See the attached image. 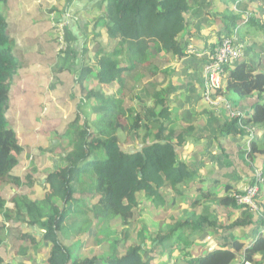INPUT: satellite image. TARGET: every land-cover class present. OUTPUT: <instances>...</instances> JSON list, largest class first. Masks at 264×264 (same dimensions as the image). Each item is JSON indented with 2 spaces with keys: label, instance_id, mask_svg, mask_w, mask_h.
<instances>
[{
  "label": "trees",
  "instance_id": "obj_1",
  "mask_svg": "<svg viewBox=\"0 0 264 264\" xmlns=\"http://www.w3.org/2000/svg\"><path fill=\"white\" fill-rule=\"evenodd\" d=\"M12 1L0 0V5L8 7ZM102 3L105 4L102 14L94 23L95 29H106L107 42H100L94 29V38L99 37L95 44L96 66L89 64L86 37L79 57L73 61L70 71L74 86L82 92V97L74 105L61 134L68 139L71 149L62 154L58 168L46 175L41 187L42 198L38 197L40 194L31 198L21 191L24 182L16 168L22 151L17 129L22 127L16 122L15 109L9 111V108L11 103L17 107V101L25 94L23 79L27 75L22 70L25 69L27 74L33 72L29 62L23 61L24 66L17 62L16 43L23 41L22 51L30 53V47L49 42L45 37H34V27L28 29L30 34L27 36L16 18L7 11V14L0 12V216L10 220L5 205L7 201L11 202L13 213L31 229L26 233L16 230L17 240L24 241L35 254L46 248L48 254L44 264H262L258 256L264 255V68L261 70V66L254 67L241 61L222 66L225 89L214 92L216 96L226 98L221 104L226 102L228 114L232 115L226 116L216 139L215 134L205 137L206 143L219 152L215 159L219 165L212 169L207 167L202 173L203 169L190 166L180 157L187 135L195 128L177 127L167 121L170 115L166 106L168 94L162 89L164 79L162 83H156L158 73L150 76V80L138 87L133 95V102L139 104L137 112L124 101L125 75L131 73V77L137 79L141 73H136V69L145 68L147 72L149 46L156 52H170L178 58L183 56L187 40L183 42L180 38L186 33L185 17L191 10V2L103 0ZM224 12L228 14L221 16L224 23L219 34L221 39L232 34L234 29L247 28L254 22L253 13L240 5L228 6ZM243 14L247 15L245 23ZM240 31H237L238 36ZM38 54L43 53L38 51ZM42 58L51 64L56 57L48 53ZM58 73L59 68L54 69L50 73L51 79ZM170 74L169 70L162 71L164 77ZM88 75L97 80V90L87 91L84 87ZM113 84L118 86L116 92L105 94L102 87ZM231 93L235 102L246 105L243 113L229 110L227 101L233 111L237 110L233 106L238 105L229 100ZM147 100H152V106ZM125 113L128 121L123 126L119 119ZM8 116L13 118L11 125ZM148 124L150 128H146L148 132L142 147L133 152L124 150L118 133L132 131L136 137L141 126ZM249 127H253L254 133L247 137L251 140L246 144L245 129ZM257 168L262 181L255 199L261 212L238 204L229 194L233 191L243 193L235 190L230 178L236 174L252 175ZM245 177L251 186L254 178ZM30 178L29 174L25 175L29 190L34 189V180ZM7 182L16 186L12 196L2 193ZM187 194L192 199H189V205L182 207ZM139 195L149 199L153 208L175 209L177 213L172 216L175 220L173 223L157 221L154 230L142 224L135 232L136 244H130L120 252L118 236H112L109 225L119 219L126 226L135 210L139 209L141 213L144 207L139 208ZM198 208L199 214L196 213ZM248 227L254 237L252 243L245 246L235 235ZM4 229L5 226L0 225V248L4 243ZM87 230L89 234L85 233ZM38 232L41 235L36 238ZM207 232L217 234L219 242L212 244L209 239L202 246L199 240ZM79 234V238L75 237ZM103 234L114 241L107 240L106 250H96L90 259H79L72 251L74 246L80 248L82 242L88 245L89 238L101 245L98 238ZM123 235L126 237L127 232ZM25 254V248L17 252L22 257ZM0 264H4L1 255Z\"/></svg>",
  "mask_w": 264,
  "mask_h": 264
},
{
  "label": "rangeland",
  "instance_id": "obj_2",
  "mask_svg": "<svg viewBox=\"0 0 264 264\" xmlns=\"http://www.w3.org/2000/svg\"><path fill=\"white\" fill-rule=\"evenodd\" d=\"M239 2H241L242 5L245 6L247 1L245 3L244 0H238L237 2H234V8L239 6ZM57 3L58 2L55 0H13L9 3L8 7H2V5H0V12L4 14H7V12H9L14 18H16L17 23L25 29V34L27 36L30 34L28 29L30 27H34L36 31L33 36H37L38 38L45 37L49 42L44 46L42 44H39L36 47H30L28 49L30 53H28L22 51L24 48V42L19 41L18 43H16L18 48L14 50V55L17 58L18 63L22 62V66H24L23 61H25V63L29 62L33 66V72H30V74H27L25 69L22 70L25 75H27L23 79V87L26 89L25 94L22 98L24 106H21L18 103V106L15 107V103H12L9 108V111L15 109L14 116L17 119L16 122L22 127L17 129V138L19 139L22 151L17 158L18 166L16 169L20 170L21 180L22 182H24L21 191L28 192L31 198H35L39 194L40 195L38 197L42 198L44 191L41 188L42 186L39 182L44 183L46 175L50 171L56 170L61 164L62 154L70 151L71 149L68 139L61 134L63 133L62 128L65 125V121L70 119L73 113L74 105L78 103V101L82 97V92H79V88L77 86H74V79L72 75L73 72L70 71L73 70V61H75L79 57L81 44L82 42H84V38L86 37L85 47L89 52L88 61L90 66L94 67L96 66L94 58L96 41L100 37V42H107V34L104 27H101V29L99 28V37L94 38V30H91L93 22L90 24V27L89 24H86V26L83 27L82 33H84V37L81 36V33H78L77 28L75 27L76 25L77 27H79L78 23H72L73 21L70 20L71 17L73 18V16L68 11H66L65 13L62 12V15H60L58 11H62L63 7H61ZM85 17L88 18V15L85 14ZM59 19L63 20L61 22H58ZM53 22L55 23L54 27L52 26ZM13 23L14 22H12V24ZM63 25L65 29L59 31L60 26L63 27ZM97 29H95V33H97ZM235 30L239 31L241 30V28L234 29V31ZM207 32L208 29L202 27L201 34L206 35ZM259 49L260 53L264 55V49ZM38 51H41L43 54L39 56ZM48 53L50 56L56 57L54 62L51 64L47 63L42 58L44 54ZM198 53L199 52H196L194 50V53L192 54H197L196 56L201 57ZM206 63L207 62L205 61L203 69ZM246 63L250 66H255L253 63ZM257 63H261L264 66V62L262 61H258ZM151 64L153 66V63ZM58 68L59 73L52 80L50 77V73L54 69ZM185 70L186 69H183L181 66L176 67L174 69V75L172 77L173 82L176 84H173L172 86L173 93L176 95V99L173 101L170 109H172L173 114L177 115H179V112H182V109L186 108L187 106H194L198 99V95L191 91V89L193 88V75L188 74L187 72H185ZM42 74H44L43 79H41ZM201 78L205 82L203 70ZM146 80H148V77L146 78ZM225 82V78H223L222 85L220 87V89H222L223 91L225 89ZM132 85L133 82H131V84L126 88L124 101L128 103L129 108L137 112V107L139 106V104L134 103L132 97H134L133 95L136 94L139 88ZM84 87L87 88V91L97 90L99 85L97 80L93 76L88 75L84 81ZM102 88L104 89L103 91L105 94L113 95L116 92L118 86L116 84H113L112 86H105V88ZM213 89L214 88L210 89L209 87L207 91H205V93L203 92L200 101L202 100V103L206 105L207 109L209 107L212 110H218L216 111L218 113L231 116L232 114H228L226 102L223 106L221 104L226 98H223L222 96H216V93L213 91ZM71 93H75L73 94L75 98L71 95ZM229 100L234 103H239L238 101L235 102V96L232 93L229 94ZM227 103L229 105V110L232 112L238 111V113H243L245 110V104L243 105L242 103H240V107L233 106L235 109H237L236 111H233L228 101ZM147 104L149 106H152V101L147 100ZM195 107L198 113L202 114V111H200V108L197 106V104H195ZM170 115L174 119V116L172 114ZM7 118H9V124L11 125V122H13V118L11 116H8ZM92 118H94V116H92ZM183 118L186 119L185 116ZM119 121L123 126L126 125V122L128 121L126 113L122 115V118H120ZM141 125H144V122ZM176 125L178 124H175V126ZM185 126H187V124H182L181 119L180 127L186 128ZM192 126L195 128V131H193L191 135H199L201 140H204L206 134L205 129H200L196 125ZM146 128H150L149 124L141 126L139 136L136 137L134 136V133L132 131H129L128 133L119 132L118 136L120 137L122 148L128 152H133L140 149L142 147V141L144 139L145 133L148 132ZM245 130L247 133L244 139L246 140V144H248L250 143L251 139H248L247 137H252L254 130L253 127H249ZM199 149H202V155L197 154V151ZM207 150L208 152H206ZM216 150L217 149L213 146L202 142L200 143V145H197V148H194V150L189 153V151H187L186 145V149H184L183 153L180 154V157L190 166L195 167L199 170L203 169L202 173H205V168L211 167L212 169L215 165H219V162L217 163V161L215 160L219 154V152ZM259 170L260 169L257 168V171ZM209 172L210 170L207 173ZM26 174H29L31 177L30 179L34 180V189L32 190L27 189L28 184L26 183L25 179ZM245 174L250 179H252L255 177L256 173L252 175H250L249 173ZM245 174H236L234 177L229 179L230 184L235 187V190L237 189L238 192L244 193L245 186H248V184L246 183L247 181ZM14 189L17 190L16 186L13 183H8V185H4V191H2V193L5 192L6 196H12V194L15 192ZM170 194L171 193H169V195ZM229 194L234 198V196L240 193L236 194L233 191ZM138 198V202L140 204L139 208L144 207L141 213L139 209L135 210L132 215L131 221L126 226L123 225L119 219H114L109 225V229L113 231L112 236H118V240L120 241V252H123L130 244H136L137 237L135 232L141 228L142 224H146L151 228V230H154V223L157 221L173 223L175 220V218L172 217L177 213L175 209H169L167 211H165L162 207L156 209L155 207L153 208L151 206L150 200L143 195H139ZM189 199H192V197L187 194V196H185L184 200L182 201L181 206L184 207L186 205H189ZM7 202V215L8 217H10V221L6 220L8 222L5 227H7V229H10L9 235L12 233L14 235L13 240L10 243V238L7 237V249H9L8 251L10 252L11 256L14 254L13 258L9 256V261H13L11 262L12 264H24L23 262H25L26 264H36L35 262H40V264L44 263V259L47 258V252H45V248H43L42 253L37 252L38 254H35L34 251L30 247H28L25 258L17 256V251L21 248H26L27 244L22 240H17L18 234L16 233V230L31 232V229L27 228L22 223L20 217H17L16 214L13 213L14 208L12 203L9 201ZM254 203L257 206L256 199H254ZM256 210L260 211L258 207ZM196 213H200V208L196 210ZM1 219L5 220V218L3 217H1ZM218 219H220V217H218ZM34 231L37 232L36 229ZM124 231L127 232L126 237H124L123 235ZM85 233L89 234V230H87ZM36 234V238H39L41 235V233L39 232ZM81 234L76 235L75 237L79 238ZM93 235L94 234H92V236ZM235 236L237 237V239L239 238L240 241L244 242L243 244L245 246H249L251 241L253 240L254 234L251 233L250 228L248 227L244 231L236 233ZM107 237L108 236H105V234H103L98 238L99 240H101V245H99L98 243L95 244L96 241H93L91 238H89V241L87 242L89 243L88 245L82 242L80 248H76V246H74L72 248V251L79 259H90L96 250H106V247L108 246L107 240L113 239L111 236L106 239ZM218 237L219 236L217 234L207 232V234H204L199 240V243L203 246V243L206 244V242L211 239V243L213 244L219 242ZM123 240H125L123 243L125 245L122 244ZM194 250L197 251L198 246L195 245ZM174 254L180 256L178 252H174ZM7 258L8 257H6V259ZM164 258H166V255L164 256ZM258 259L262 261V264H264V255L258 256ZM5 263L9 264L6 261Z\"/></svg>",
  "mask_w": 264,
  "mask_h": 264
},
{
  "label": "crops",
  "instance_id": "obj_3",
  "mask_svg": "<svg viewBox=\"0 0 264 264\" xmlns=\"http://www.w3.org/2000/svg\"><path fill=\"white\" fill-rule=\"evenodd\" d=\"M55 1L58 2L57 3L58 5L63 7L62 11H58L60 15H62V12L64 13L68 11L73 16V18L71 17L70 20L73 21L72 23L74 22L78 23L79 27H77V25L75 27L77 28V32L81 33V36L83 37H84V33H82L83 27H85L86 24H89L90 27V24L93 22L91 29L93 31L96 25L94 22H96L97 18L102 14V9L105 5L104 3H102L103 0H55ZM237 1L238 0H195V1L189 0V2H191L190 4L191 10L185 17L187 21V29L184 36H181L180 38L182 39L183 42L187 40L186 41L187 47L183 51V56H181V58H178L176 55H173L170 52H165V51L156 52L152 48V46H149V50H148L149 59H148V64L146 66L147 72L144 71L145 68L136 69V73L137 72L141 73V77L137 79L131 77L133 76V74L131 75V73L125 75L126 87L124 93L126 91V88L131 84V82H133L132 86L143 87V85L150 80V76H153L156 73H158V75L156 76V83L160 84L163 82V79L165 80L164 84L162 85V89H165L168 94V100L166 106L170 114L174 116L173 119L171 115H169L167 121L173 122L174 126L175 124H178L176 126L180 127V122L182 119V124L183 123L187 124V126L185 127L196 125L200 129L203 130L205 129L206 132L205 137L206 136L212 137L215 134L214 139H216V136H218L219 127H221L223 121H226L227 115L218 113L216 112L218 110H212L207 106L209 109L208 110L206 108V105L202 103V100L200 101L204 88L203 87L204 81L201 78V75H202L203 65L206 61L205 58L206 53L211 51L222 37L221 35H219L220 32L223 30V25H224L221 16L223 15V13L224 15L228 14L224 12L226 8L228 6L234 8V2ZM245 2H246L245 6L242 5L241 2H239L238 5H240L242 9L249 10L253 13L254 22L251 25H249L247 28L241 27V31L239 32V36H238L239 41L245 47L243 59L241 60V62L253 63L255 65L254 67L261 66L259 67V69H261L264 68V66L261 63H257V62L258 61L264 62L263 60L264 55L260 53V49H259V48L264 49V0H244V3ZM85 14L88 15V18L85 17ZM211 14L215 16H212ZM202 27L208 29L206 35L201 34ZM97 28L98 29L96 32L99 34L100 32L99 28L101 29V27H97ZM219 36L221 37L219 38ZM194 50L196 52H199L198 54L201 57L196 56L197 54H192L194 53ZM151 63H153V66ZM178 66H181L183 69H186L185 72H187L188 74L193 75V81H192L193 88L191 89V91H193V93L198 95V99L195 104H197V106L200 108L202 114L198 113L195 104L192 107L187 106L186 108L182 109V112H179V115L172 113V109H170V106L172 105L173 101L176 99V95L173 93V88H172L173 84L174 85L176 84L173 82L172 77L174 75V69ZM163 70H169L171 74L168 77H164L162 75ZM151 72L153 74H151ZM147 77L148 80H146ZM17 103H19L21 106H24L23 99L18 100ZM242 104L244 103L242 102ZM236 106L240 107V103H238V105ZM184 116L186 117V119L183 118ZM202 142L206 143V140L205 139L201 140L199 135L195 136V135H191L190 133L189 135H187V141H186L187 151L191 153L194 150V148H197V145H200V143ZM186 145L182 150H180V154H182L184 149H186ZM202 149H199L197 151V154L202 155L203 154ZM39 183L41 186L44 184L43 182H39ZM7 203L8 202H6V204ZM5 207L7 208L6 205ZM1 217L3 216H0V225H4V226L7 225V222L10 220L6 221V219L5 220L1 219ZM3 231H4L3 232L4 243L0 248V255L4 257V264H6L5 261L8 262L9 264H12L11 262L13 261H9L10 260L9 256L13 258L14 254L11 256L10 252L8 251L9 249H7L6 244H8L7 237L10 238L9 240L10 243L13 240L14 235L13 233L9 235L10 229H7V227H5ZM23 233L26 232L23 231ZM27 248L28 246H26L25 248L26 251ZM17 252H19V250ZM42 252L43 250L41 251V253ZM45 252H47L46 253L47 255L48 250L46 249ZM6 257L8 258L6 259ZM23 257L25 258L26 254ZM45 260L46 259H44L43 261L44 263ZM23 263L26 264L25 262ZM35 263L40 264V262L39 263L35 262Z\"/></svg>",
  "mask_w": 264,
  "mask_h": 264
},
{
  "label": "built area",
  "instance_id": "obj_4",
  "mask_svg": "<svg viewBox=\"0 0 264 264\" xmlns=\"http://www.w3.org/2000/svg\"><path fill=\"white\" fill-rule=\"evenodd\" d=\"M243 23L247 20V15L242 16ZM63 20V19H62ZM62 20H58L61 22ZM54 22L52 26L54 27ZM63 25L60 26V30H64ZM244 55L243 44L239 41L237 30H235L228 37H223L218 45L211 52L206 53V65L203 69V76L205 77L204 88L205 91L210 87L220 89L224 78V72L222 66L235 65L240 62ZM213 89V91H214ZM262 181L261 172L257 171L254 177V182L251 186H247L244 189L243 194H237L234 198L238 204L249 206L251 209L256 210L257 206L254 203V199L259 190V183Z\"/></svg>",
  "mask_w": 264,
  "mask_h": 264
},
{
  "label": "clouds",
  "instance_id": "obj_5",
  "mask_svg": "<svg viewBox=\"0 0 264 264\" xmlns=\"http://www.w3.org/2000/svg\"><path fill=\"white\" fill-rule=\"evenodd\" d=\"M65 13V12H64ZM59 20H62V19H59ZM243 59V58H242Z\"/></svg>",
  "mask_w": 264,
  "mask_h": 264
}]
</instances>
